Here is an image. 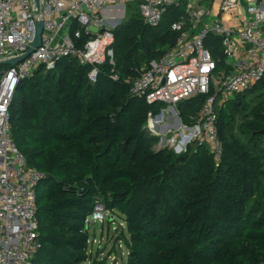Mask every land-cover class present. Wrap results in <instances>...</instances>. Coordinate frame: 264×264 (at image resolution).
I'll return each mask as SVG.
<instances>
[{"label":"trees","instance_id":"trees-1","mask_svg":"<svg viewBox=\"0 0 264 264\" xmlns=\"http://www.w3.org/2000/svg\"><path fill=\"white\" fill-rule=\"evenodd\" d=\"M184 2L168 8L158 26L142 17L140 24L127 26L139 32L140 41L120 44L118 81L107 77L114 65L109 59L97 65L92 83L90 65L68 56L53 70L41 66L18 83L9 106L10 136L27 166L42 174L35 196L37 246L29 264H84L88 228L83 222L97 201L124 220L127 264H264V176L244 146L221 134L234 112L246 113L244 98L264 87V77L217 107L218 164L201 141L184 154L167 147L150 150L142 127L148 111L161 110L163 103L136 97L140 112L127 111L131 83L141 68L174 45L177 34L170 25L183 13ZM130 4L139 12L137 3ZM89 37L82 33L76 46L82 49ZM213 57L223 65L219 50ZM259 97V105L239 122L251 136L264 131V93ZM203 100L178 105L190 107L195 123Z\"/></svg>","mask_w":264,"mask_h":264},{"label":"built area","instance_id":"built-area-1","mask_svg":"<svg viewBox=\"0 0 264 264\" xmlns=\"http://www.w3.org/2000/svg\"><path fill=\"white\" fill-rule=\"evenodd\" d=\"M185 0L184 11L170 25L177 34L174 45L159 59L142 67L130 92L148 104L163 103L173 109L179 103L202 97L194 130L216 164L222 155L217 107L251 90L264 77V0ZM181 0H0V61L20 57L35 37L34 21L44 22L40 45L13 66L0 65V264H29L37 246L36 185L42 174L26 164L11 136L9 106L20 80L41 66L53 70L64 57L90 65L87 77L95 83L99 56L113 64L109 30L91 36L98 14L113 6L137 3L143 21L158 26L168 8ZM90 35L79 49L75 40ZM224 63L218 66L213 51ZM104 204L97 201L84 225L105 221ZM89 242V240H88ZM88 253V252H87ZM85 264V262H84Z\"/></svg>","mask_w":264,"mask_h":264},{"label":"rangeland","instance_id":"rangeland-1","mask_svg":"<svg viewBox=\"0 0 264 264\" xmlns=\"http://www.w3.org/2000/svg\"><path fill=\"white\" fill-rule=\"evenodd\" d=\"M190 3H195V0H191ZM139 13L133 4L113 6L98 14L97 20L101 22L97 23V29L90 27L91 36L102 30H109L115 33L112 40L105 41V47L111 48L113 51L114 65L108 71L107 77L109 79L115 81L120 79L118 77L122 64L120 44L123 45L129 39L133 42L140 41L139 32L128 30V27L132 28L133 25L140 24L142 15ZM131 36L132 38H129ZM105 53L106 50L99 56L101 64L109 59V57H105ZM118 93L119 90L115 88L114 94L117 95ZM260 93H264V87L256 93L246 94L244 98V102L248 105L246 113H232L231 124L224 127L221 134L224 140H229L236 147L244 146L247 151V157L256 161L257 167H261L264 176V132H261V135L254 134L251 136V132L242 130L239 123L246 114L248 115L252 107L259 105ZM132 97L127 111L135 115L140 112L141 108L139 99L134 95ZM189 111L190 107L185 106V103L177 105L173 109L164 104V108L157 112L148 111L146 122L142 129L145 135L148 136L151 151L167 147L177 154H184L188 152L192 143L201 141L197 131L194 130L196 122L194 123L192 118H189ZM252 195L250 193L248 199ZM250 202H254L252 198ZM105 218L103 223L97 225L98 228L95 229L94 226L88 227V257L85 264H127V248L122 241V235L128 236L124 220L118 212L110 211L106 213ZM100 246L104 248L100 249Z\"/></svg>","mask_w":264,"mask_h":264},{"label":"water","instance_id":"water-1","mask_svg":"<svg viewBox=\"0 0 264 264\" xmlns=\"http://www.w3.org/2000/svg\"><path fill=\"white\" fill-rule=\"evenodd\" d=\"M34 3H35L36 11L39 13L41 11L40 0H34ZM34 26H35V37H34V40L31 44V46L27 49L25 54H23L20 57H14V58L2 60V61H0V65H5V66H9V67L13 66L14 64L22 61L25 57H27L31 52H33L40 45L41 33L43 30V26H44L43 20L41 18H37L34 21ZM95 227H96V225H95Z\"/></svg>","mask_w":264,"mask_h":264},{"label":"crops","instance_id":"crops-1","mask_svg":"<svg viewBox=\"0 0 264 264\" xmlns=\"http://www.w3.org/2000/svg\"><path fill=\"white\" fill-rule=\"evenodd\" d=\"M244 94H245V93H244ZM236 96H237V95H236ZM236 96H235V97H236ZM94 227H95V226H94ZM96 228H97V227H95V229H96ZM103 246H104V245H103ZM103 246H100V249H101V248H104Z\"/></svg>","mask_w":264,"mask_h":264}]
</instances>
